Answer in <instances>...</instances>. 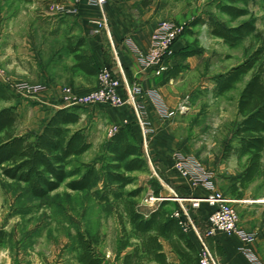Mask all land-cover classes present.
Masks as SVG:
<instances>
[{
  "label": "rangeland",
  "instance_id": "obj_1",
  "mask_svg": "<svg viewBox=\"0 0 264 264\" xmlns=\"http://www.w3.org/2000/svg\"><path fill=\"white\" fill-rule=\"evenodd\" d=\"M34 1L24 4L15 0H0V84L15 97L10 102L0 101V110L16 106L20 115V134L38 133L47 120V104L51 99L49 95L28 96L21 88L40 85L34 83L36 80L33 79L40 72L32 64H46L60 44L59 40H54L51 48L46 47L48 38L44 32L53 25V22L48 21V14L64 11L62 5L45 4L44 0ZM217 1H137L138 4L147 2L156 7L161 21H171L184 27V34L180 39L187 45L186 49L198 53L189 60L188 66L179 76L178 89L168 86L166 94L171 99L181 97V101H177L179 105L174 109L172 128L176 138L190 148V157L206 173H209V167L222 168L224 163L225 167L231 169H243L233 157L229 160L223 158L225 145L235 142L234 132L240 125L237 98L243 86L222 98H216L213 89L214 79L241 64L251 50L250 41L236 49H230L220 39L210 35L208 26L190 27L196 18L207 21L214 17L227 21L215 9ZM133 7L134 13H137L135 7L139 6ZM249 10L257 18L259 30H264V1L253 0ZM61 22L58 19L56 24ZM54 73L57 76L56 68ZM62 89L64 87L59 91ZM82 109L89 118L88 135L95 148L77 163L89 164L103 157L102 146L108 133L105 125L93 121L90 109ZM148 168L147 174H136V186L127 188L129 191L135 190L137 186L146 188V192L138 200L139 211L145 208L152 210L159 205L158 202L148 201L151 195L156 197L148 183L150 180L157 181L162 188L161 196L170 199L172 206L168 209L171 212L181 209V204L191 209V202L187 206L190 198L176 194L170 182L159 179L150 164ZM174 168L177 170L175 164ZM29 189L25 184L9 180L0 174V264H80L77 260L79 234L91 241L95 252L104 259L105 264H123L124 256L133 251H120L122 231L118 213L113 206L101 203L98 199V192L103 191V184L88 192H74L63 186L45 199L33 197ZM247 191L252 199H263L264 177L251 184ZM251 212L250 220L255 222L258 215L264 216V204L254 206ZM192 214L196 216L198 212L194 211Z\"/></svg>",
  "mask_w": 264,
  "mask_h": 264
},
{
  "label": "trees",
  "instance_id": "obj_2",
  "mask_svg": "<svg viewBox=\"0 0 264 264\" xmlns=\"http://www.w3.org/2000/svg\"><path fill=\"white\" fill-rule=\"evenodd\" d=\"M252 1L218 0L215 9L227 21L214 17L207 21L196 18L190 26H208L210 35L230 49L247 41L251 43L249 56L228 72L218 75L213 89L214 96L222 98L243 86L237 98L241 121L234 132L235 142L225 145L223 150L224 158L236 156L243 168V174L232 187L236 197H242V192L264 177V30H259L258 20L249 10ZM72 53L78 69L92 76L98 75L100 69L90 65L79 46ZM197 55L195 50L186 49L175 57L187 61ZM182 70V67L173 68L171 76L179 75ZM14 98L0 84V101L10 102ZM81 109L62 108L45 121L40 132L20 134V115L16 106L2 108L0 174L25 184L37 199H45L63 186L74 192H88L103 184L104 192H98V199L113 206L118 213L122 231L120 251L133 250L124 256L123 264H171L163 252L161 240L170 243L184 264H200L198 249L168 209L172 206L171 201L163 202L146 217L139 211L138 202L146 188L137 186L135 190H127L137 185L136 174L149 171L146 157L129 129H119L103 144L101 159L89 164L77 163L95 148L83 125ZM148 183L154 195L160 197V184L153 180ZM77 245L80 264H105L87 237L79 234Z\"/></svg>",
  "mask_w": 264,
  "mask_h": 264
},
{
  "label": "crops",
  "instance_id": "obj_3",
  "mask_svg": "<svg viewBox=\"0 0 264 264\" xmlns=\"http://www.w3.org/2000/svg\"><path fill=\"white\" fill-rule=\"evenodd\" d=\"M14 1V0H13ZM16 2L31 4L34 0H15ZM138 0H108V3L102 11L97 6L87 3V0H81L77 3L75 0H44L45 4H59L64 6V11L58 14H48V21L53 22L52 27L44 32L48 38L46 47L51 48V42L59 40L60 44L56 50H52L53 56L47 60V63L36 64L33 62V68L38 72L34 83L46 85L50 88L47 93L51 98L48 102L47 120L60 109L65 108L60 103L61 87L68 86L79 95H85L97 86V75H89L76 67L77 61L73 49L79 46L80 52L84 51L89 59L90 65L96 69L109 67L113 69L122 82L121 92L127 96V88L137 84L145 90H156L160 92L165 107L171 114H164L156 102L150 97L145 96V122L148 130L147 137H144V127L138 119L133 108L124 106L119 108L99 106L88 107L93 116V121L97 124L106 126L108 136L106 141L113 136V128H127L132 133L139 144V147L146 157L147 162L156 172V175L162 181L171 183L172 190L187 199L205 198L215 193H220L224 197L235 200L237 211L239 212V226L247 233L256 235V241L249 247L256 254L258 259L264 264V216H257V220H250L251 211L254 206L264 204V198L255 200L249 196L248 191L242 192V197H236L232 187L237 183L238 178L243 174V169L237 167H225L212 169L209 167L210 184L196 183L192 177H183L174 168L178 155L190 157V148L180 142L172 128L174 109L179 105L181 97L171 99L166 94V88L173 86L178 89V79L182 75L184 68L188 66L189 60L180 61L175 56L186 50L187 45L179 39L174 46V56L169 61V69L182 67L179 75L171 76L172 72L168 69L166 72L157 74L154 69H144L140 64L141 55H147L152 49V43L157 35L160 19V12L153 5L140 3ZM142 4V5H141ZM147 4V5H146ZM138 5V12L134 13L133 6ZM58 16V18H57ZM57 18V19H56ZM61 19L60 24H56ZM54 23L56 25H54ZM68 27V28H66ZM51 49L48 50L50 52ZM57 69V76L54 73ZM42 69V70H40ZM172 87V88H173ZM38 108V107H36ZM82 122L89 132L90 125L87 124L88 116L84 109H81ZM41 131V130H40ZM39 131V132H40ZM236 156L224 158L229 160ZM195 160V159H194ZM196 161V160H195ZM197 162V161H196ZM198 163V162H197ZM206 172V171H203ZM162 204V203H161ZM142 209L140 212L149 217L153 212L159 209ZM188 200L187 206L189 207ZM192 213L198 212L195 219V229L186 232L188 238L199 249V242L196 231L205 230L209 216L215 211L213 206L208 203H202L197 211L190 210ZM206 240L211 252L218 258L221 264H248L247 255L242 249L246 246L242 238L236 234L219 233L215 237ZM163 246V252L171 264H184L178 255L173 252L168 241H160ZM156 264V263H153Z\"/></svg>",
  "mask_w": 264,
  "mask_h": 264
},
{
  "label": "built area",
  "instance_id": "obj_4",
  "mask_svg": "<svg viewBox=\"0 0 264 264\" xmlns=\"http://www.w3.org/2000/svg\"><path fill=\"white\" fill-rule=\"evenodd\" d=\"M77 3L81 0H75ZM92 6L99 7L102 11L108 3V0H87ZM184 27L177 25L171 21H162L159 24L157 35L147 55L139 54L140 64L144 69H154L157 74L166 72L169 69V61L174 56V46L178 39L184 34ZM122 82L109 67H102L97 75V86L95 90L79 95L72 88L64 87L60 91V103L65 108H88L99 106L102 108L113 107L119 108L130 106L133 108L138 119L144 127V137L149 136L145 122V96L150 97L156 102L161 112L171 114L164 105L160 92L156 90H145L139 84L127 88V96H123L121 92ZM26 91L28 96H39L47 94L50 88L46 85H28L21 88ZM118 128H113V132H117ZM176 169L185 177H192L196 183L209 185L210 174L203 172V168L194 159L178 155L176 159ZM151 203L159 204L170 201L169 198L154 197L151 195L149 200ZM191 209L198 210L202 203H208L215 208V211L209 216L204 231H196L199 242V260L200 264H221L216 256L211 252L206 240L215 237L219 233L236 234L242 238L246 246L242 249L247 255L248 264H262L253 250L249 247L256 241V235L247 233L239 226V214L235 207L236 201L224 197L220 193H215L205 198H194L189 200ZM191 209L181 204V209L173 213V216L179 220V223L185 232L195 229V219Z\"/></svg>",
  "mask_w": 264,
  "mask_h": 264
}]
</instances>
